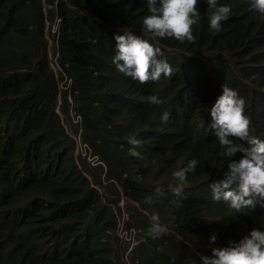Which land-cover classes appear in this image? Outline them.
I'll return each mask as SVG.
<instances>
[{
    "label": "trees",
    "instance_id": "1",
    "mask_svg": "<svg viewBox=\"0 0 264 264\" xmlns=\"http://www.w3.org/2000/svg\"><path fill=\"white\" fill-rule=\"evenodd\" d=\"M197 2L194 42H180L146 32V0H0V264H124L115 184L140 206H127L145 235L131 253L133 264H200L212 247L264 230V199L253 197L255 206L240 213L213 200L210 185L224 181L228 164L243 154L223 157L208 130L210 108L226 85L245 99L252 134L264 140V15L250 11V0H218L232 13L216 32L207 0ZM58 18L56 79L46 24ZM125 31L160 47L158 58L171 64L173 76L141 84L119 72L114 36ZM64 79L70 102L59 90V83L67 87ZM151 95L162 104H150ZM165 110L167 123L160 119ZM70 112L81 118L79 126ZM63 123L81 129L105 174L75 157ZM130 135L143 142L142 159L128 154ZM193 159L198 166L176 197L174 173ZM154 214L168 227L159 239L149 234Z\"/></svg>",
    "mask_w": 264,
    "mask_h": 264
},
{
    "label": "clouds",
    "instance_id": "2",
    "mask_svg": "<svg viewBox=\"0 0 264 264\" xmlns=\"http://www.w3.org/2000/svg\"><path fill=\"white\" fill-rule=\"evenodd\" d=\"M146 4L149 14L143 17V26L146 32L151 34L152 39L174 38L180 42H194L193 26L200 19L197 0H146ZM207 5L209 27L211 30L219 32L222 30V22L231 15L232 7L229 4H221L218 0H207ZM249 9L264 15V0H250ZM61 22V19L58 18L52 25L46 24V30L50 28L48 49L55 45V42L52 44L53 37L58 35ZM47 35L49 36L48 32ZM114 39L116 41V54L112 63L125 76L131 77L141 84L150 81L158 82L162 76L166 78L173 76L174 69L171 64L165 59L158 58L162 56L160 47L155 46L148 39L134 35L131 31H125L122 35H115ZM57 58L56 50L53 58L49 52L50 69L56 79L59 71ZM55 67L58 69L57 71ZM64 81H66L65 85L70 87V80L64 79ZM60 86L62 83H59V90ZM68 101L70 102V96ZM147 101L157 106L162 104L161 99L156 95L147 97ZM245 112V99L239 95L238 91L223 85L222 95L216 99L210 108L211 123L208 125V130L213 131L221 146L220 154L223 157L230 159L238 152L243 154V158L238 162L233 160L228 164L224 181L210 185L213 200H223L236 213L254 207L253 197L258 196L264 199V140L252 134V121L245 115ZM170 115V112L162 111L161 121L167 123L170 120ZM70 116L74 125L79 126L81 124L79 116H73L71 112ZM63 126L71 138L75 141L78 139L76 142L84 145L83 158L94 156L90 147L81 140V129L75 133L69 124L63 123ZM127 141L131 145L128 154L142 159L143 157L137 148L141 147L143 142L132 135L127 137ZM241 142H245L248 147H245V144ZM197 166L198 161L193 159L188 162L187 167L174 173L177 185L172 189L173 195L182 196L188 174L194 172ZM113 183L115 184V182ZM233 184H237L238 188L228 190ZM115 186L119 191L117 202L112 206V210L116 214L115 235L119 243L125 247L122 256L123 263L126 264L124 260H127L128 264H133L130 260L131 253L135 247L144 242L145 235L143 230L139 228L143 238L129 239L126 246L123 245L119 231L126 226L129 228L132 223L127 206L130 204L138 207V205L131 202L122 187L116 184ZM163 194L160 187L155 189L157 197ZM123 197L126 200L124 206L118 207ZM146 202L152 203L153 197H148ZM119 216L124 217V220L127 221L126 225L124 221L120 223ZM129 219L130 221H128ZM151 221L149 234L153 239H159L168 234V227L161 223L158 214L152 215ZM216 241L217 236L213 235L210 238V244L214 245ZM200 264H264V230L254 228L238 242H229L226 247H212L210 257L200 256Z\"/></svg>",
    "mask_w": 264,
    "mask_h": 264
},
{
    "label": "rangeland",
    "instance_id": "3",
    "mask_svg": "<svg viewBox=\"0 0 264 264\" xmlns=\"http://www.w3.org/2000/svg\"><path fill=\"white\" fill-rule=\"evenodd\" d=\"M47 32H48L49 37H50V28L47 29ZM49 52H50V54H51V56L53 58V54L55 53V48L54 47H51L49 49ZM55 70L57 71L58 69L55 67ZM63 83H66V81H64ZM60 91H61V93H65L66 96L69 97V87L68 86L67 87H64V88L62 86H60ZM57 112L60 113L59 110H57ZM72 140L74 141V143L76 145V148H75V155H76V157L78 159H83L89 165V167H91V168L97 167V166L101 167L102 170H103V172H104V174H105L106 173V170H107L105 164L97 156H89V157L87 156V157L83 158L82 156L84 155V152H83L84 145L76 142L78 139H76V141H75L72 138ZM104 174L102 176V179H104ZM111 182H113V181H111ZM125 201L126 200L123 197L120 200V206H118V207H123ZM132 208L138 209L137 207H131L130 206V209L131 210H132ZM119 221H120V223L124 221V223L126 225V222L127 221L124 220V217L123 216H119ZM128 221H130V219ZM139 230L140 229L132 222L129 228L126 226L124 229H122L121 231H119V235H120L121 240L123 241V245L126 246V243H127V241L129 239H133V238H137V237L143 238V236H141V230L140 231ZM124 262L126 264H128L127 263V260H124Z\"/></svg>",
    "mask_w": 264,
    "mask_h": 264
},
{
    "label": "built area",
    "instance_id": "4",
    "mask_svg": "<svg viewBox=\"0 0 264 264\" xmlns=\"http://www.w3.org/2000/svg\"><path fill=\"white\" fill-rule=\"evenodd\" d=\"M55 5H56V3H54V5H50V4H48V5H44V9H45V11L46 10H48V9H51V8H53V7H55Z\"/></svg>",
    "mask_w": 264,
    "mask_h": 264
}]
</instances>
